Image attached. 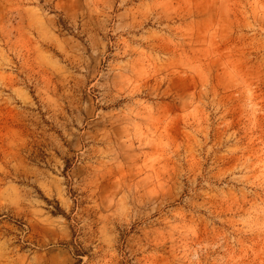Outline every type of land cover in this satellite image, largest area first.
Listing matches in <instances>:
<instances>
[{
  "label": "rangeland",
  "instance_id": "rangeland-1",
  "mask_svg": "<svg viewBox=\"0 0 264 264\" xmlns=\"http://www.w3.org/2000/svg\"><path fill=\"white\" fill-rule=\"evenodd\" d=\"M0 264H264V0H0Z\"/></svg>",
  "mask_w": 264,
  "mask_h": 264
}]
</instances>
